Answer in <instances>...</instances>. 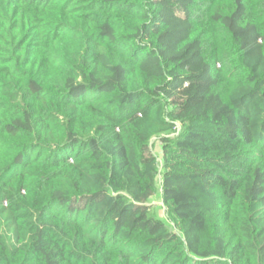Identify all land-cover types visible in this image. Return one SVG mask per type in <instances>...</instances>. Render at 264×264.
<instances>
[{"label": "trees", "instance_id": "obj_1", "mask_svg": "<svg viewBox=\"0 0 264 264\" xmlns=\"http://www.w3.org/2000/svg\"><path fill=\"white\" fill-rule=\"evenodd\" d=\"M0 264H264V0H0Z\"/></svg>", "mask_w": 264, "mask_h": 264}, {"label": "rangeland", "instance_id": "obj_2", "mask_svg": "<svg viewBox=\"0 0 264 264\" xmlns=\"http://www.w3.org/2000/svg\"><path fill=\"white\" fill-rule=\"evenodd\" d=\"M160 147H161V143H159L158 141L153 142L152 151L156 156H160ZM158 182H159V191L156 194V196L153 198V205H155V207L159 209V213H158L159 216L167 220L166 211L165 209H162L163 202H162V191H161V177H159Z\"/></svg>", "mask_w": 264, "mask_h": 264}]
</instances>
